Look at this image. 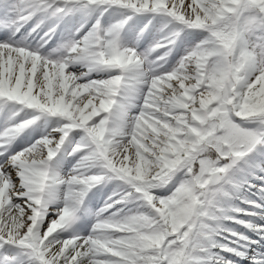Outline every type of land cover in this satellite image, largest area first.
Listing matches in <instances>:
<instances>
[{
    "label": "snow or ice",
    "instance_id": "6c2138e0",
    "mask_svg": "<svg viewBox=\"0 0 264 264\" xmlns=\"http://www.w3.org/2000/svg\"><path fill=\"white\" fill-rule=\"evenodd\" d=\"M245 262L264 0H0V264Z\"/></svg>",
    "mask_w": 264,
    "mask_h": 264
},
{
    "label": "rangeland",
    "instance_id": "374dc122",
    "mask_svg": "<svg viewBox=\"0 0 264 264\" xmlns=\"http://www.w3.org/2000/svg\"><path fill=\"white\" fill-rule=\"evenodd\" d=\"M131 158V157H130ZM102 197L100 195H97L95 198H93L91 201H89L87 207L84 209V218L85 219H91L90 213L94 212L97 207H99L100 203H102ZM247 264V262H245Z\"/></svg>",
    "mask_w": 264,
    "mask_h": 264
}]
</instances>
